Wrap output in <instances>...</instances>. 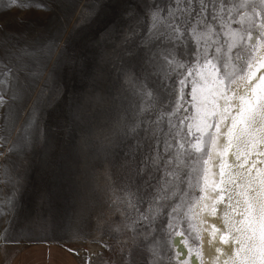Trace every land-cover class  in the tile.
<instances>
[{"label": "snow or ice", "instance_id": "snow-or-ice-1", "mask_svg": "<svg viewBox=\"0 0 264 264\" xmlns=\"http://www.w3.org/2000/svg\"><path fill=\"white\" fill-rule=\"evenodd\" d=\"M7 7L48 10L39 0H7ZM125 12L121 45L136 60L143 53L148 65L123 73L126 106L104 145L123 170L106 198L121 216L112 230L132 234L136 251L127 264L138 257L139 264H164L165 237L176 249L167 264H204L201 246L189 244L181 227L187 222L200 240L192 221L208 223L204 213L219 221L210 225L212 264H264V0H141ZM57 47L54 37L42 48H20L16 64L0 60V108L12 110L27 87L20 73L38 78ZM81 130L90 137V129ZM46 140L34 107L22 143L6 152ZM0 182L12 184L0 201L12 213L20 180L6 169ZM173 236L184 237L185 251Z\"/></svg>", "mask_w": 264, "mask_h": 264}, {"label": "rangeland", "instance_id": "rangeland-1", "mask_svg": "<svg viewBox=\"0 0 264 264\" xmlns=\"http://www.w3.org/2000/svg\"><path fill=\"white\" fill-rule=\"evenodd\" d=\"M39 2L48 10H9L7 0H0L4 63L16 64L13 53L18 56L20 48H42L54 37L58 41L55 54L37 69L38 78L20 73L27 87L12 102V110L0 108V137L7 139L0 147L6 153L0 156V181L5 180L6 169L7 175L20 180L14 211L0 205L5 209L0 215V264H11L24 246L40 241L67 245L82 264H127L128 253L136 251L132 234L112 230L121 216L106 198V189L121 181L123 170L104 145L126 106L123 73L130 66L137 73L148 68L143 53L136 60L121 45L120 26L128 19L125 10L135 9L141 0ZM34 107L46 143L31 151L7 153V148L22 143ZM82 109L84 118L75 120ZM84 128L91 130L90 137H85ZM11 193L12 184L0 182V201ZM181 227L197 245L187 222ZM175 250L167 237L161 241L164 264Z\"/></svg>", "mask_w": 264, "mask_h": 264}, {"label": "crops", "instance_id": "crops-1", "mask_svg": "<svg viewBox=\"0 0 264 264\" xmlns=\"http://www.w3.org/2000/svg\"><path fill=\"white\" fill-rule=\"evenodd\" d=\"M11 264H82L67 245L56 241H40L24 246Z\"/></svg>", "mask_w": 264, "mask_h": 264}, {"label": "bare ground", "instance_id": "bare-ground-1", "mask_svg": "<svg viewBox=\"0 0 264 264\" xmlns=\"http://www.w3.org/2000/svg\"><path fill=\"white\" fill-rule=\"evenodd\" d=\"M203 219L206 220L208 223L201 224L199 220L194 219L195 222L194 224H196V226L201 229L200 240H198L197 245L201 246V250L204 256V264H212V261L216 256V252H215V243L211 242V236L209 234L210 225L212 223H216L219 226V221L209 217L207 213L203 214ZM204 229H208V231H205ZM183 238L184 237H177L175 241L180 251H185L184 246L180 244V240ZM188 243L192 244L189 240ZM193 264H197L195 258H193Z\"/></svg>", "mask_w": 264, "mask_h": 264}]
</instances>
